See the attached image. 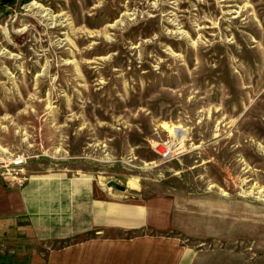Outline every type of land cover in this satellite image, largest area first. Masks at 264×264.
I'll return each instance as SVG.
<instances>
[{
    "label": "rangeland",
    "instance_id": "1",
    "mask_svg": "<svg viewBox=\"0 0 264 264\" xmlns=\"http://www.w3.org/2000/svg\"><path fill=\"white\" fill-rule=\"evenodd\" d=\"M168 138L169 159L155 150ZM21 152L23 172L174 203L162 233L190 264H264V0L0 4V165ZM18 232L0 264L92 235L39 242L36 259Z\"/></svg>",
    "mask_w": 264,
    "mask_h": 264
},
{
    "label": "crops",
    "instance_id": "2",
    "mask_svg": "<svg viewBox=\"0 0 264 264\" xmlns=\"http://www.w3.org/2000/svg\"><path fill=\"white\" fill-rule=\"evenodd\" d=\"M22 174L26 177L22 185L0 178V244L9 229L24 232L30 245L24 253L37 259L39 242L91 233L49 248L44 263L190 264V250L177 236L162 233L176 227L171 217L174 203L171 207L159 198L136 203L128 187L111 190L98 175L38 169ZM141 228L151 231L127 235Z\"/></svg>",
    "mask_w": 264,
    "mask_h": 264
},
{
    "label": "built area",
    "instance_id": "3",
    "mask_svg": "<svg viewBox=\"0 0 264 264\" xmlns=\"http://www.w3.org/2000/svg\"><path fill=\"white\" fill-rule=\"evenodd\" d=\"M174 137V136H173ZM176 141L178 139L174 137ZM173 140L168 138L166 141L158 142L157 144L161 145V148H155V150L163 157L170 158L173 152ZM29 155L21 152L14 155L8 160L0 165L3 170H0V178L4 180L9 185H22L26 180V177L22 174L23 166L26 164Z\"/></svg>",
    "mask_w": 264,
    "mask_h": 264
},
{
    "label": "bare ground",
    "instance_id": "4",
    "mask_svg": "<svg viewBox=\"0 0 264 264\" xmlns=\"http://www.w3.org/2000/svg\"><path fill=\"white\" fill-rule=\"evenodd\" d=\"M172 133L174 136H179L180 138H182L184 135L180 134V129L178 126H173L171 127Z\"/></svg>",
    "mask_w": 264,
    "mask_h": 264
},
{
    "label": "trees",
    "instance_id": "5",
    "mask_svg": "<svg viewBox=\"0 0 264 264\" xmlns=\"http://www.w3.org/2000/svg\"><path fill=\"white\" fill-rule=\"evenodd\" d=\"M13 0H0V4L6 3V2H12Z\"/></svg>",
    "mask_w": 264,
    "mask_h": 264
},
{
    "label": "water",
    "instance_id": "6",
    "mask_svg": "<svg viewBox=\"0 0 264 264\" xmlns=\"http://www.w3.org/2000/svg\"><path fill=\"white\" fill-rule=\"evenodd\" d=\"M111 185L115 186V187H120L118 184L111 182Z\"/></svg>",
    "mask_w": 264,
    "mask_h": 264
}]
</instances>
